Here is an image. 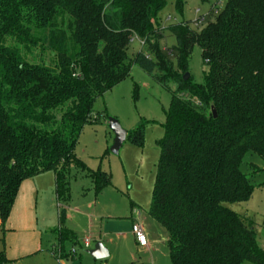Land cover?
Masks as SVG:
<instances>
[{
    "label": "trees",
    "instance_id": "16d2710c",
    "mask_svg": "<svg viewBox=\"0 0 264 264\" xmlns=\"http://www.w3.org/2000/svg\"><path fill=\"white\" fill-rule=\"evenodd\" d=\"M184 3L175 0L178 12ZM166 5L0 0V225L22 183L42 173L55 174L60 203L76 174L90 178L96 194L111 185L75 149L95 101L137 66L163 88L175 87L149 208L168 234L171 264H264L253 223L229 207L248 202L253 177L264 172L245 163L249 155L264 163V0H227L201 30L187 22L163 30ZM169 36L176 45L166 49ZM135 39L142 49L130 58ZM195 46L209 69L201 83L190 72ZM131 138L141 145V133ZM57 234L60 242L74 238L62 226Z\"/></svg>",
    "mask_w": 264,
    "mask_h": 264
},
{
    "label": "rangeland",
    "instance_id": "374dc122",
    "mask_svg": "<svg viewBox=\"0 0 264 264\" xmlns=\"http://www.w3.org/2000/svg\"><path fill=\"white\" fill-rule=\"evenodd\" d=\"M218 1L185 0L182 12H178L175 0H166L167 5L159 15L160 26L166 30L187 22L194 29L201 30L209 20L202 22L199 27L194 22L205 18ZM220 2L217 8L222 10L227 0ZM163 45L170 49L176 45V40L169 36ZM141 49L140 40L135 39L131 43L129 57L133 58ZM208 71L200 48L195 46L190 62L191 75L197 83H201ZM170 90L174 91L175 87L171 85ZM170 90L133 66L128 78L95 101L92 119L80 135L75 156L90 170L106 173L111 185L97 195L92 191L91 179L83 173L76 174L71 182L67 203H60L54 194V187H50L53 203L49 202L51 196L48 201L46 198L38 211L39 216L42 214L40 219L47 248L44 247L38 255L6 264H171L168 234L149 215L160 157L157 141L164 138L162 125L171 104ZM109 119H116L127 131V140L119 155L111 153L115 136L109 129ZM139 133L142 134L141 145L133 143L131 138ZM247 162L264 170V163L256 156H247ZM242 170L252 177L247 166H243ZM47 173L54 174L52 171ZM253 183L255 192L252 198L246 203L229 207L253 223L258 245L264 249V172L256 174ZM89 202L94 207L86 209L85 205ZM62 213H65L66 219L61 225ZM89 214H92V225L88 222ZM134 220L142 225L151 250L142 251L138 248L132 232ZM61 226L72 231L75 240L60 242L54 234ZM86 239L90 241V249L84 246ZM98 243L109 251V258L95 260L87 253Z\"/></svg>",
    "mask_w": 264,
    "mask_h": 264
},
{
    "label": "crops",
    "instance_id": "0c3cea01",
    "mask_svg": "<svg viewBox=\"0 0 264 264\" xmlns=\"http://www.w3.org/2000/svg\"><path fill=\"white\" fill-rule=\"evenodd\" d=\"M91 184L92 191H94L93 183L91 182ZM50 187H54L53 191L56 196L55 174L47 172L22 183L5 227L0 225V257L5 255L7 263L38 255L46 247L47 244L44 243L43 228L40 219L42 214L39 216L38 211L46 201V198L48 201L51 196L49 202L53 203V194L51 193L52 195H50ZM48 189L49 191L47 192ZM85 207L86 209L93 208L94 204L89 202ZM42 210H44V207ZM63 217L66 219L65 213ZM87 218L89 219V224L92 225V214H89ZM136 221L134 220V223ZM66 231H69L74 238H69L65 241L75 240L74 233L67 229ZM54 235L59 240L56 230ZM2 243L3 245H1ZM137 246L142 251L151 250L149 245L147 248H141L137 243ZM88 249H90V246ZM54 250L55 248H53Z\"/></svg>",
    "mask_w": 264,
    "mask_h": 264
},
{
    "label": "water",
    "instance_id": "95a60500",
    "mask_svg": "<svg viewBox=\"0 0 264 264\" xmlns=\"http://www.w3.org/2000/svg\"><path fill=\"white\" fill-rule=\"evenodd\" d=\"M186 79L189 78V74L186 75ZM214 116L216 113L214 112ZM109 129L113 132L115 139L111 148V153L119 155L121 148L127 140V131H125L120 123L116 119H109ZM95 260H105L109 258V251L101 244L98 243L92 250L87 252Z\"/></svg>",
    "mask_w": 264,
    "mask_h": 264
},
{
    "label": "built area",
    "instance_id": "2783aa9c",
    "mask_svg": "<svg viewBox=\"0 0 264 264\" xmlns=\"http://www.w3.org/2000/svg\"><path fill=\"white\" fill-rule=\"evenodd\" d=\"M218 5H221L220 0L218 1V4H216V6L213 7V8L210 10L209 14H210L211 12H214L215 14H217L218 11H219V9L217 8ZM197 13H199V12H197ZM203 20H204V17L198 19V20H197V25L202 24V21H203ZM141 44H142V43H141ZM133 234H134V236H135V239H136V241H137L139 247H141V248H147V247H148L149 243H148V240H147L146 234H145V232H144V230H143L142 225H141L138 221H136V222L134 223V226H133ZM84 245H85V248L88 249L89 246H90V241H89L88 239H86L85 242H84ZM73 254H75V252H73Z\"/></svg>",
    "mask_w": 264,
    "mask_h": 264
}]
</instances>
